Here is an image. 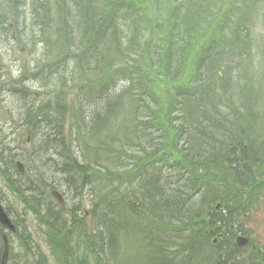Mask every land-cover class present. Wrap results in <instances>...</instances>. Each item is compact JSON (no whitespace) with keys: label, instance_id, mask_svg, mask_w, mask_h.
<instances>
[{"label":"trees","instance_id":"1","mask_svg":"<svg viewBox=\"0 0 264 264\" xmlns=\"http://www.w3.org/2000/svg\"><path fill=\"white\" fill-rule=\"evenodd\" d=\"M0 1V35L32 62L8 81L30 76L50 95L44 106L18 114L24 146L30 130L19 155L25 176L14 170L18 155L1 133L0 164L10 175L0 172L21 213L45 235L53 264H112L114 235L130 231L157 243L158 259L145 264H174L179 246L195 238L162 239L170 229L199 234L201 249L224 254L219 264H264L262 248L245 253L231 242L236 232L246 235L241 226L264 204V68L254 71L247 61L249 1L241 7L240 0ZM18 94V101L35 99L28 89ZM121 120L127 122L116 130ZM50 166L64 176V193L88 190L95 230L75 207L67 217L49 197L60 188L45 176ZM14 176L24 185H14ZM195 197L196 214L186 202ZM12 223L9 237L20 249L12 264H51L26 224ZM222 231L226 236L213 246L209 239ZM3 234L0 227V252ZM195 257L186 254L178 264Z\"/></svg>","mask_w":264,"mask_h":264},{"label":"rangeland","instance_id":"2","mask_svg":"<svg viewBox=\"0 0 264 264\" xmlns=\"http://www.w3.org/2000/svg\"><path fill=\"white\" fill-rule=\"evenodd\" d=\"M246 1H249L248 7L243 9V11L248 10L249 13V18L250 20L246 21V24L248 25L249 28V36L247 39V44L251 47V54L247 58L248 63L252 64V69L254 71H262L264 68L263 60H264V0H240L239 1V6H244L246 5ZM4 10V4L2 1H0V12ZM51 11H54V9L51 7ZM50 13H54L51 12ZM5 13V12H3ZM42 17L46 16L44 6H42ZM6 16H3V20L5 19ZM0 58L3 64L2 69L0 70L1 72V79L0 82H6L5 87L3 90L0 92V131L2 137L6 139V141L10 142L8 145L9 148L14 149V152L16 153H21L22 146L18 143L17 138H16V131H13L18 126L24 127V124L20 119L18 118V114H20V110L24 108L25 106L32 105L33 108H36L37 106H44L47 101L50 100V95H44L45 90L38 84L37 81L31 80L30 76H24L25 78L22 80L20 84H13L11 81H8V79H16L19 74V65L21 67V75L23 71V67H26L28 69H31L32 62H31V57L26 56L24 52H19V51H13L12 48H9L7 44V40H5L1 35H0ZM34 58V57H33ZM30 72L26 73L25 75H28ZM11 87H15L17 89V92H14ZM26 89H28L30 92H37L39 95L35 97V99H24L23 101H18V96H20L18 93L24 92ZM8 90L12 91L13 93L17 94H11L8 92ZM17 95V96H16ZM9 114V115H8ZM127 121L121 120L119 123L116 125V130L119 129L120 127H124ZM12 152V151H11ZM13 153V152H12ZM19 156V155H18ZM24 164L25 170H27V164L22 162ZM15 170V169H14ZM0 171L5 172L7 176L10 174L7 173L5 165L0 164ZM45 176L49 179V181H55L56 184H60V188H63L62 184H64L66 181L64 180V176L61 173H53V167H45L44 169ZM13 184L15 185L17 182L19 184L24 185L23 181L17 180L16 177L14 176ZM185 178L181 177L180 183L184 181ZM65 181V182H64ZM9 182L5 180L4 176L0 172V202L1 204L8 210L9 216L11 217L12 220L19 221V223H25L26 228L33 237L35 244L39 245V247L42 249V251L49 257V261L51 264L54 263L55 258L50 254V250L47 247L46 244V239L45 235L43 234L42 230L39 228V225L36 224V221L32 219L30 215H25L21 213V205L20 203L15 199L16 197L13 196V194L10 192L8 186ZM76 187L75 185L72 186L71 188ZM59 188V192L62 194L64 201H65V215L68 217L70 212H66V209L73 208L75 207L76 213L79 215V217H82L83 224L86 226L89 230H95L96 227L92 226L91 223L94 222L93 216L90 214V203H91V196L88 194V190L84 189L83 192H81V195H73V194H66L64 193L63 189ZM78 192V191H77ZM209 193V192H208ZM49 197L50 193H48ZM201 199H204L202 197ZM47 197L44 199L45 202H50V198ZM199 198L195 197L192 198V200H187V205L195 211V214L197 212V206H196V201ZM209 198L205 199L208 200ZM121 209V208H120ZM19 219H18V215ZM83 214V216H82ZM200 214V213H199ZM203 215V213H202ZM246 233H250V236L253 244H256L257 241L258 243L260 242L262 245H264V204L263 208L257 210L252 214V217L247 220L246 222L243 223V226H241V229H243ZM200 226H196V229H200ZM101 230H103L102 227H100ZM176 229H170L167 231H163L161 234L162 239L164 237L167 239L169 237L173 238L174 236H181V234L188 235L189 237H194L195 240H193V243L191 246L186 247L183 249L181 246L178 252L175 254L174 251H171V254H175V263L178 264L182 261L183 259L186 258V254L189 255H196L195 259H193V264H200L204 259H206L209 255L210 257L213 256L214 262L210 264H218L217 259H218V252L216 249H213L212 247H208L206 249H201L203 242L201 241V237L199 234L194 233L193 231H188L186 233H177ZM203 234V232H201ZM154 235H160V232L157 231L153 233ZM224 234V231H223ZM236 232V236H239ZM235 236V237H236ZM117 239V249L116 253L111 255L113 257V263L112 264H136L137 262L139 263H148L151 260V263H155L156 259H158L154 252V246H156V242L150 240L146 241V232H127L123 234L114 235ZM145 237V240H144ZM185 239L187 238L184 236ZM235 237L233 240H235ZM218 238L217 235L212 236L209 239V242L212 243L216 241ZM170 240V239H169ZM218 245L216 244L213 246ZM19 245L16 237H12L9 239V258H8V264H12V261L15 257L16 254H18ZM115 252V250H114ZM212 253V254H211ZM122 254L124 257H122ZM150 255V258L148 256ZM1 255V252H0ZM101 255V254H100ZM162 255L166 256V252L163 251ZM160 256V255H159ZM102 261L106 262V259H109L108 255L106 252H104V255L101 256ZM155 258V259H154ZM173 262V261H172ZM205 264V263H204ZM224 264H230L225 262Z\"/></svg>","mask_w":264,"mask_h":264},{"label":"water","instance_id":"3","mask_svg":"<svg viewBox=\"0 0 264 264\" xmlns=\"http://www.w3.org/2000/svg\"><path fill=\"white\" fill-rule=\"evenodd\" d=\"M16 167L17 170L20 173H23V166L21 163H16ZM53 196L58 200V202L60 203V205H63V200L61 198L60 195H58L57 193L53 192L52 193ZM0 226L7 232H14V226L11 223L10 219L8 218L7 214L5 213L4 209L2 208L1 204H0ZM246 242V240H238V244L242 245ZM8 242H7V237L4 236L3 237V249H2V254H1V258H0V264H7V260H8Z\"/></svg>","mask_w":264,"mask_h":264}]
</instances>
